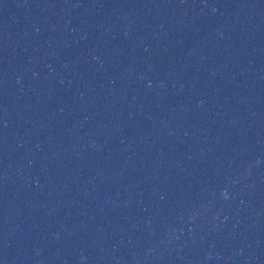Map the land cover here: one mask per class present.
<instances>
[{
  "label": "water",
  "instance_id": "95a60500",
  "mask_svg": "<svg viewBox=\"0 0 264 264\" xmlns=\"http://www.w3.org/2000/svg\"><path fill=\"white\" fill-rule=\"evenodd\" d=\"M0 264H264V0H0Z\"/></svg>",
  "mask_w": 264,
  "mask_h": 264
}]
</instances>
